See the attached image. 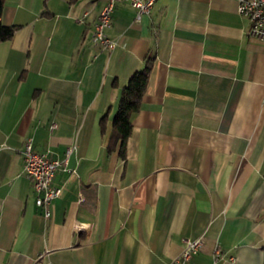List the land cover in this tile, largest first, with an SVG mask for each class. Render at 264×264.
<instances>
[{
	"label": "crops",
	"instance_id": "obj_1",
	"mask_svg": "<svg viewBox=\"0 0 264 264\" xmlns=\"http://www.w3.org/2000/svg\"><path fill=\"white\" fill-rule=\"evenodd\" d=\"M4 0L0 42V264H264V42L238 0ZM152 59L123 155L121 88ZM106 114L104 121L102 116ZM62 158L45 217L22 148Z\"/></svg>",
	"mask_w": 264,
	"mask_h": 264
},
{
	"label": "built area",
	"instance_id": "obj_2",
	"mask_svg": "<svg viewBox=\"0 0 264 264\" xmlns=\"http://www.w3.org/2000/svg\"><path fill=\"white\" fill-rule=\"evenodd\" d=\"M118 1H127L136 9L135 19L139 20L143 14H148L155 0H104L97 20L94 24L92 42L100 48H112L115 42L108 38L104 30L110 26L111 14ZM237 12L249 21L248 37L264 42V0H238ZM74 145L66 148L64 156L60 159L52 158L46 153L36 152L30 139H27L22 148L23 172L31 180L35 191V204L42 208L43 215L50 214L49 204L59 196L61 187L54 183V176L58 170H70L68 160ZM201 247V238L186 239L180 254L167 264H188L189 259ZM220 248L216 247L213 253L212 264L220 257Z\"/></svg>",
	"mask_w": 264,
	"mask_h": 264
},
{
	"label": "trees",
	"instance_id": "obj_3",
	"mask_svg": "<svg viewBox=\"0 0 264 264\" xmlns=\"http://www.w3.org/2000/svg\"><path fill=\"white\" fill-rule=\"evenodd\" d=\"M68 3H74L77 0H66ZM4 0H0V18L3 9ZM18 25H5L0 19V42L12 37ZM152 59L147 58L143 67L136 70L128 78L125 85L121 88L118 99L117 109L112 118V140L119 142V154L123 155L125 141L131 131V120L138 111L141 97L145 90L148 74L151 69ZM106 114L101 118L104 121Z\"/></svg>",
	"mask_w": 264,
	"mask_h": 264
}]
</instances>
